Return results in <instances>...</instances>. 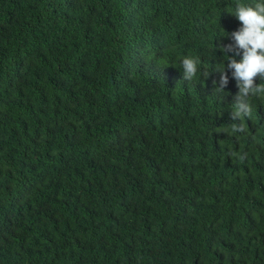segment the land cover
<instances>
[{
  "label": "trees",
  "instance_id": "16d2710c",
  "mask_svg": "<svg viewBox=\"0 0 264 264\" xmlns=\"http://www.w3.org/2000/svg\"><path fill=\"white\" fill-rule=\"evenodd\" d=\"M237 2L0 0V264H264Z\"/></svg>",
  "mask_w": 264,
  "mask_h": 264
},
{
  "label": "clouds",
  "instance_id": "9594fccd",
  "mask_svg": "<svg viewBox=\"0 0 264 264\" xmlns=\"http://www.w3.org/2000/svg\"><path fill=\"white\" fill-rule=\"evenodd\" d=\"M230 13L241 22L242 27L231 33L235 45H222L221 51L228 58L227 66L234 69L233 75L239 88L232 118L243 120L246 116L252 115V109L244 99L249 95L264 97V84L255 83L257 76L264 80V0H256L255 4H244L238 0L234 12ZM228 52H235L237 55L242 52V60L237 62L227 55ZM181 67L184 79L191 81L200 72V61L193 57H184ZM227 82L228 76L225 73L221 78V85H226ZM217 91L220 89L218 88ZM242 128L243 126L233 124L231 132L241 131Z\"/></svg>",
  "mask_w": 264,
  "mask_h": 264
}]
</instances>
